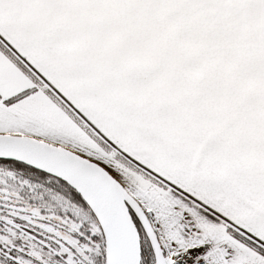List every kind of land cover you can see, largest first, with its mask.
Instances as JSON below:
<instances>
[{
    "label": "snow or ice",
    "instance_id": "1",
    "mask_svg": "<svg viewBox=\"0 0 264 264\" xmlns=\"http://www.w3.org/2000/svg\"><path fill=\"white\" fill-rule=\"evenodd\" d=\"M0 264H264V0H0Z\"/></svg>",
    "mask_w": 264,
    "mask_h": 264
}]
</instances>
